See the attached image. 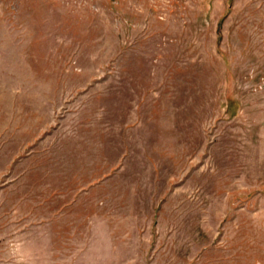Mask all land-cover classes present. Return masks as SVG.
Returning a JSON list of instances; mask_svg holds the SVG:
<instances>
[{
    "label": "rangeland",
    "instance_id": "obj_1",
    "mask_svg": "<svg viewBox=\"0 0 264 264\" xmlns=\"http://www.w3.org/2000/svg\"><path fill=\"white\" fill-rule=\"evenodd\" d=\"M0 264H264V0H0Z\"/></svg>",
    "mask_w": 264,
    "mask_h": 264
}]
</instances>
